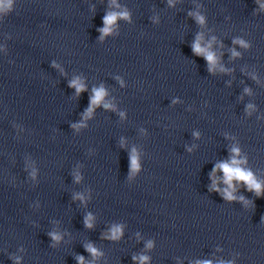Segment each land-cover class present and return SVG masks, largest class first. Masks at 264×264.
Instances as JSON below:
<instances>
[{"label":"clouds","instance_id":"obj_1","mask_svg":"<svg viewBox=\"0 0 264 264\" xmlns=\"http://www.w3.org/2000/svg\"><path fill=\"white\" fill-rule=\"evenodd\" d=\"M262 7H264V6H262ZM118 16L123 17V18H127V13L126 12L110 13V14L106 15L103 18L105 27L103 29H101V31L105 34L108 33L110 31V28L108 26L114 24ZM197 19L200 23H203V17L198 16ZM192 48H193V52L198 54V55L205 53V50L201 48L199 41H197L195 44H193ZM234 55H236V53H234ZM205 58L209 62V64L215 63L214 54L208 52L205 54ZM72 86L77 88V92H80L83 90V86L80 85L76 81L72 82ZM94 93H95V95L92 99V103L98 104L105 95L104 89L100 88L98 90H94ZM233 152H238V150L233 149ZM239 163H240L239 161H237L235 158H233L231 164L221 163L217 166L224 173V177H225L224 182L226 184H228L229 188H231L233 179H236L238 181H243L248 186L249 190H254L257 195H260L262 185L255 180L253 174L250 171H245L244 169L240 168L238 166ZM214 171H215V169H214ZM225 191H226L227 198L233 199V197L231 196V193L227 192V190H225ZM241 199H243V198L241 197ZM90 221H91V217L89 216L85 221V224L87 227H91ZM120 234H121L120 228L114 227L112 230V238L116 239L119 237ZM53 239H59V237L56 236L55 234H53ZM87 250L89 252H91L93 254V256L97 255V250L95 248L89 246ZM134 259H136V258L134 257ZM139 259L141 261V264H143V261H145L147 259V257L141 256V257H139ZM78 264H84V258L82 256L78 257ZM203 264H211V262L205 261V262H203Z\"/></svg>","mask_w":264,"mask_h":264}]
</instances>
